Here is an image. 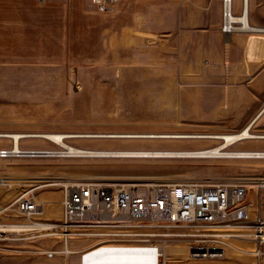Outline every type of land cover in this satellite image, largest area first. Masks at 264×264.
<instances>
[{
	"label": "rangeland",
	"instance_id": "obj_1",
	"mask_svg": "<svg viewBox=\"0 0 264 264\" xmlns=\"http://www.w3.org/2000/svg\"><path fill=\"white\" fill-rule=\"evenodd\" d=\"M125 1L102 11L87 0L91 22L84 21L81 13L71 28L75 34L68 35V57L0 61V133L215 135L239 131L247 124L242 118L260 109L250 105L258 97L255 76L235 81L227 60L229 40L211 35L212 24L220 20L221 0L200 7L188 2L185 6L186 0H171L170 5L163 0H133L130 9L122 11ZM255 15L264 22V0H257L254 11L250 8L251 23ZM203 17L205 22L199 19ZM263 129L264 113L252 127L256 133H264ZM67 141L91 149L194 150L222 139L69 137ZM5 147H14L12 137L0 136V148ZM20 147L62 149L39 136L22 137ZM244 147H264V138L238 141L229 149ZM261 175L264 157L24 155L0 158V205L6 208L25 188L52 179L179 182ZM37 192L41 200H52L44 201L45 214L57 220L61 186ZM7 212L0 221L16 218L14 211ZM183 231L161 230L156 237L166 264H264V258L233 247H226L221 258L192 259L187 238L179 235ZM231 243L254 249L246 238ZM86 244L76 240L73 246ZM62 249L60 239H0V264L80 263L79 252L66 256Z\"/></svg>",
	"mask_w": 264,
	"mask_h": 264
},
{
	"label": "built area",
	"instance_id": "obj_2",
	"mask_svg": "<svg viewBox=\"0 0 264 264\" xmlns=\"http://www.w3.org/2000/svg\"><path fill=\"white\" fill-rule=\"evenodd\" d=\"M102 11L114 9L121 0H91ZM236 0H221V30H241ZM42 150L0 148V158L44 154ZM21 191L10 206L0 205V215L16 218L0 221V239L35 241L60 239L66 256L80 253L79 264L99 249H145L157 252L155 264H166L163 248L155 238L161 230L181 228L192 259L221 258L226 240L246 238L252 253L264 258V175L183 181H106L99 179H52L36 182ZM61 186V213L57 220L44 214L42 187ZM12 216V215H11ZM168 235H170L168 233ZM172 235V234H171ZM87 241L74 248L75 241ZM52 253L53 250H44Z\"/></svg>",
	"mask_w": 264,
	"mask_h": 264
},
{
	"label": "crops",
	"instance_id": "obj_3",
	"mask_svg": "<svg viewBox=\"0 0 264 264\" xmlns=\"http://www.w3.org/2000/svg\"><path fill=\"white\" fill-rule=\"evenodd\" d=\"M163 1L166 5L171 3V0ZM208 1L186 0L184 5L186 6L188 2L200 7ZM132 2L133 0H126L122 11H128ZM256 2L257 0H249L253 11ZM86 4L87 0H0V61L68 57V52L71 51L67 45L68 35L75 34L74 29L71 28L80 21L81 13L84 21L91 22ZM235 7L237 11H241L242 0H237ZM251 18L252 23L264 26L261 17L255 15ZM199 19L205 22L204 17ZM184 21L186 25L187 20L184 19ZM212 25L211 35L215 40H229L227 60L232 70V78L235 81L245 82L248 77L255 76L258 97L253 98L254 102L250 105L260 109L253 114L249 113L246 116L249 118H242L247 121V124L252 123L253 127L264 113V31L254 30L232 34L222 32L221 6L220 20ZM243 149L263 150L264 147H244Z\"/></svg>",
	"mask_w": 264,
	"mask_h": 264
},
{
	"label": "bare ground",
	"instance_id": "obj_4",
	"mask_svg": "<svg viewBox=\"0 0 264 264\" xmlns=\"http://www.w3.org/2000/svg\"><path fill=\"white\" fill-rule=\"evenodd\" d=\"M243 12L238 16L240 21L239 28L241 30H263L264 26L254 25L250 21V4L249 0H242ZM264 111V110H263ZM257 120V119H256ZM0 136L12 137L16 150H20V140L26 136H39L47 138L56 144L60 145L62 149L42 150L46 155H69V156H107V157H264V150L252 149H229V146L238 141H243L250 138H264V133H256L252 130V123L247 124L238 132H227L215 135L209 134H171V133H101V134H66V133H34V134H20V133H0ZM69 137H123V138H221L222 142L217 145H207L199 147L194 150H176V149H91L72 145L67 141ZM41 154V155H44ZM2 184H5L3 182ZM45 202H52L47 199ZM45 205V204H44ZM45 214V212H44ZM0 230H5L4 226L0 225ZM236 238H233L234 240ZM156 240V238H155ZM227 248H236L238 251L252 253V248L248 249L235 247L231 240L225 242ZM253 246V243H251ZM160 245V243H159ZM162 247V245H160ZM250 246V245H249ZM163 248V247H162ZM251 248V249H250ZM145 249L131 248V249H99L90 254L86 258L87 262L92 264H155L157 252L145 253ZM164 251V250H163ZM226 253V249H225ZM164 254V252H163Z\"/></svg>",
	"mask_w": 264,
	"mask_h": 264
}]
</instances>
